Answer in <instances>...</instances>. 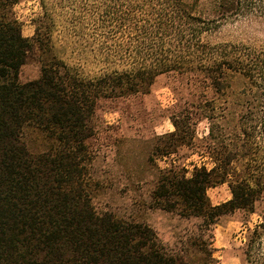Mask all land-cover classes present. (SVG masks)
<instances>
[{"label": "trees", "instance_id": "trees-1", "mask_svg": "<svg viewBox=\"0 0 264 264\" xmlns=\"http://www.w3.org/2000/svg\"><path fill=\"white\" fill-rule=\"evenodd\" d=\"M16 3L0 0V264H206L164 247L147 224L95 209L87 140L98 101L191 73L213 93L197 112L211 120L214 165L160 172L154 207L207 227L252 211L264 194V45L206 36L228 18H264V0H212L207 15L185 0H38L31 36ZM31 55L39 75L21 81ZM171 121L156 154L192 139L187 114ZM224 182L231 197L213 205L207 190ZM253 233L264 237V221Z\"/></svg>", "mask_w": 264, "mask_h": 264}, {"label": "rangeland", "instance_id": "rangeland-1", "mask_svg": "<svg viewBox=\"0 0 264 264\" xmlns=\"http://www.w3.org/2000/svg\"><path fill=\"white\" fill-rule=\"evenodd\" d=\"M185 1L195 13L207 15L212 11V0ZM40 11L38 0H18L14 5L13 13L24 36L32 35V20ZM206 38L212 43L264 45V18H228ZM39 72L40 65L31 55L21 67L19 79L36 78ZM205 85L191 73L170 72L158 75L146 94L98 101L92 121L94 133L87 140L89 171L98 183L92 203L99 213L111 212L118 218L149 225L164 247L186 258L201 257L206 264H264V237L258 241L253 233L264 221V194L254 202L252 211L236 210L209 227L199 218H183L153 204L152 193L160 172L183 169L188 176L194 166L214 165L211 120L197 112L204 99L213 97ZM214 99L216 105L222 103V99ZM181 112L191 123L190 143L170 154H156L158 137L174 130L171 115ZM207 196L213 205L228 200V182L209 188Z\"/></svg>", "mask_w": 264, "mask_h": 264}]
</instances>
